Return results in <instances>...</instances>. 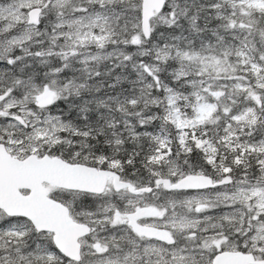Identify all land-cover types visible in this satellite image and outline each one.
Here are the masks:
<instances>
[{"label": "snow or ice", "instance_id": "obj_1", "mask_svg": "<svg viewBox=\"0 0 264 264\" xmlns=\"http://www.w3.org/2000/svg\"><path fill=\"white\" fill-rule=\"evenodd\" d=\"M0 264H264V0H0Z\"/></svg>", "mask_w": 264, "mask_h": 264}]
</instances>
